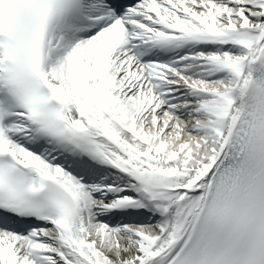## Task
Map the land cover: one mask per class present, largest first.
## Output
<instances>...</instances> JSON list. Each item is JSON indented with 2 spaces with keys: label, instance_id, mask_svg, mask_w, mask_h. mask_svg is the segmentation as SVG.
<instances>
[{
  "label": "snow or ice",
  "instance_id": "6c2138e0",
  "mask_svg": "<svg viewBox=\"0 0 264 264\" xmlns=\"http://www.w3.org/2000/svg\"><path fill=\"white\" fill-rule=\"evenodd\" d=\"M0 264H264V0H0Z\"/></svg>",
  "mask_w": 264,
  "mask_h": 264
}]
</instances>
